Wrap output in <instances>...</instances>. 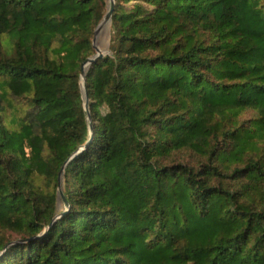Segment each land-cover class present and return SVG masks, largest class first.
<instances>
[{
	"label": "trees",
	"instance_id": "obj_1",
	"mask_svg": "<svg viewBox=\"0 0 264 264\" xmlns=\"http://www.w3.org/2000/svg\"><path fill=\"white\" fill-rule=\"evenodd\" d=\"M105 8L0 0V264H264V0H114L87 110Z\"/></svg>",
	"mask_w": 264,
	"mask_h": 264
},
{
	"label": "rangeland",
	"instance_id": "obj_2",
	"mask_svg": "<svg viewBox=\"0 0 264 264\" xmlns=\"http://www.w3.org/2000/svg\"><path fill=\"white\" fill-rule=\"evenodd\" d=\"M105 1H106V8H105V14H106L108 12V10L110 9L111 0H105ZM102 20L100 21L99 24L102 23ZM110 24H111V20L109 22H107L96 34H95V30H96V28H97L98 25L95 27V30H94V36H93V38L94 37L96 38L95 39V45L99 48V50L104 55L107 54V53H109V45H110V38H111ZM96 53H97V50L94 47V54H96ZM88 67H89V65L85 68V70H87ZM23 100L24 99H13V101L15 103H18V104H23L24 103ZM86 109L88 110L89 108H86ZM9 110L12 111V109H9ZM24 112L25 111H23V113ZM7 235H9V234H7ZM8 237L15 238L16 235L15 234L14 235H9Z\"/></svg>",
	"mask_w": 264,
	"mask_h": 264
},
{
	"label": "water",
	"instance_id": "obj_3",
	"mask_svg": "<svg viewBox=\"0 0 264 264\" xmlns=\"http://www.w3.org/2000/svg\"><path fill=\"white\" fill-rule=\"evenodd\" d=\"M113 4H114V0H111V6L110 9L108 10V12L105 14L102 23L99 24L95 30V34L107 23L111 20V15H112V11H113ZM95 37L93 38V46L96 48L97 53L88 57L87 60L83 63L82 65V70H81V90L83 93V98H84V105L85 108H89V98L87 95V90H86V86H85V79H86V74H85V68L90 65L91 63H93L95 60H97L98 58L102 57L104 54L99 50V48L95 45ZM83 81V82H82ZM89 119H91V117L89 116ZM68 162V160H67ZM63 169V168H62Z\"/></svg>",
	"mask_w": 264,
	"mask_h": 264
}]
</instances>
